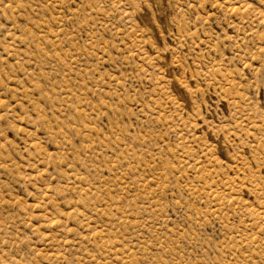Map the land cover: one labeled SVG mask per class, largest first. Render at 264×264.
Segmentation results:
<instances>
[{
	"label": "rangeland",
	"instance_id": "rangeland-1",
	"mask_svg": "<svg viewBox=\"0 0 264 264\" xmlns=\"http://www.w3.org/2000/svg\"><path fill=\"white\" fill-rule=\"evenodd\" d=\"M0 264H264V0H0Z\"/></svg>",
	"mask_w": 264,
	"mask_h": 264
}]
</instances>
